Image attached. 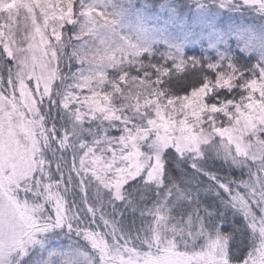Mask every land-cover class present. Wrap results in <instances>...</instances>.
Returning a JSON list of instances; mask_svg holds the SVG:
<instances>
[{
	"label": "snow or ice",
	"instance_id": "snow-or-ice-1",
	"mask_svg": "<svg viewBox=\"0 0 264 264\" xmlns=\"http://www.w3.org/2000/svg\"><path fill=\"white\" fill-rule=\"evenodd\" d=\"M0 264H264V0H0Z\"/></svg>",
	"mask_w": 264,
	"mask_h": 264
}]
</instances>
